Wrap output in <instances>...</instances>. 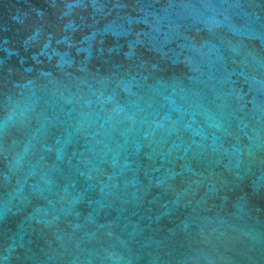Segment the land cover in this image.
I'll use <instances>...</instances> for the list:
<instances>
[{"label": "water", "instance_id": "obj_1", "mask_svg": "<svg viewBox=\"0 0 264 264\" xmlns=\"http://www.w3.org/2000/svg\"><path fill=\"white\" fill-rule=\"evenodd\" d=\"M0 264H264V0H0Z\"/></svg>", "mask_w": 264, "mask_h": 264}]
</instances>
